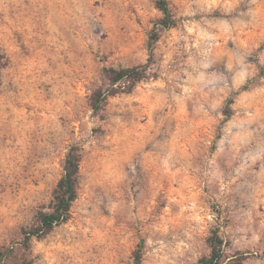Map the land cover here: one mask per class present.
I'll return each instance as SVG.
<instances>
[{
  "label": "rangeland",
  "instance_id": "rangeland-1",
  "mask_svg": "<svg viewBox=\"0 0 264 264\" xmlns=\"http://www.w3.org/2000/svg\"><path fill=\"white\" fill-rule=\"evenodd\" d=\"M155 1L0 0L12 264H195L215 234L223 264H264V0H168L176 23L149 50ZM139 65L146 78L95 112L104 67ZM74 144L70 218L24 249Z\"/></svg>",
  "mask_w": 264,
  "mask_h": 264
},
{
  "label": "trees",
  "instance_id": "trees-1",
  "mask_svg": "<svg viewBox=\"0 0 264 264\" xmlns=\"http://www.w3.org/2000/svg\"><path fill=\"white\" fill-rule=\"evenodd\" d=\"M155 6L162 13V16L156 21L152 34L149 38V50L151 44L158 39L159 31L173 27L176 23L175 15L169 7L168 0H156ZM104 74L107 83L111 89H97L92 94V109L97 112L101 108V103L104 102L109 95L116 94L117 88H123V91L129 92L134 85L146 78V65L130 66V67H104ZM123 83V84H121ZM116 85V87L114 86ZM246 85L242 86V89ZM121 91V92H123ZM232 98L228 99V106L224 110L225 116L228 118L231 115L230 104ZM81 160L80 147L77 144L71 145L65 155L63 164V173L55 184L52 192L51 200L47 209L37 210L34 216V223L22 229V242L24 249L30 247V242L33 237H43L52 229L70 218L71 206L77 197V174ZM209 253L201 256L195 264H223L226 259L223 241L216 234L212 235L209 240ZM135 253V259L140 262V248ZM13 249L11 246H2L0 248V264H12Z\"/></svg>",
  "mask_w": 264,
  "mask_h": 264
}]
</instances>
